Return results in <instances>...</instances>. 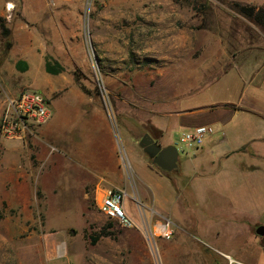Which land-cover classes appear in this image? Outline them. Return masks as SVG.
<instances>
[{"label": "rangeland", "instance_id": "obj_1", "mask_svg": "<svg viewBox=\"0 0 264 264\" xmlns=\"http://www.w3.org/2000/svg\"><path fill=\"white\" fill-rule=\"evenodd\" d=\"M48 1L49 13L41 0H10L9 19L28 21L40 39L20 59L25 71L8 59L0 35V64L8 59L0 116L7 92L37 91L52 112L23 138H0V264H159L157 228L167 223L175 239L201 238L223 251L245 244L250 222L242 219L264 209V162L239 149L264 126L238 115L219 145L228 158L207 142L202 158L179 153L170 174L138 143L148 134L173 145L188 131L182 113L235 102L241 81L263 76L264 27L235 5L259 10L264 0H57V14ZM47 62L63 71L47 73ZM249 161L261 173L241 172ZM110 189L126 193L134 228L99 212L96 194Z\"/></svg>", "mask_w": 264, "mask_h": 264}, {"label": "crops", "instance_id": "obj_2", "mask_svg": "<svg viewBox=\"0 0 264 264\" xmlns=\"http://www.w3.org/2000/svg\"><path fill=\"white\" fill-rule=\"evenodd\" d=\"M43 3V9L48 12V9H52V6L48 0H41ZM57 0L52 2L54 14L59 13V8L56 6ZM12 4L10 0H0V17L5 20V28L10 31V41L12 43L11 47L7 50L8 59H14L20 61V59H26V53H29L37 44H40V39L38 34L33 30V26L25 20L9 19L8 11L13 8H8ZM13 7V6H12ZM49 13V12H48ZM0 35L2 38V44H6L7 38L2 34V29L0 28ZM2 52H0V57ZM4 58L1 57L0 60ZM7 57L4 61L8 60ZM3 61V62H4ZM17 61V62H18ZM23 61V60H21ZM2 62V64H3ZM16 62V64H17ZM0 64V66L2 65ZM16 67V65H15ZM4 67L0 68L2 72ZM259 75V74H258ZM257 81L254 77L248 83L242 82L240 84V89L238 86V96L235 102H225L216 100L211 105L210 110L194 111V112H184L180 116L179 124L184 126L187 130H190L198 125L209 124L212 126H217L221 128L222 138L220 140H213V136L208 138L204 144L210 142L211 146L216 150L219 159L228 158L230 156V151H221L219 145L223 142L229 140L227 134L230 131V126L234 123L237 116L240 114L248 115V118L253 122L257 129L264 126V74ZM256 82V83H255ZM217 85H222L217 83ZM234 87H227V90L231 91ZM6 93V97H9ZM4 100H2V107L4 108ZM3 110H1L2 113ZM157 130H161L160 125L152 124ZM164 136L160 137L159 145L165 146L163 142ZM243 145L240 147L239 151L244 152V156L251 158V160L264 162V153L259 151L258 146L260 144L264 145V133L258 131L256 134H252L244 139ZM254 145V148H253ZM199 149L192 152L190 155L194 159L202 158L206 155L207 150ZM213 154V151L209 152ZM199 154V155H198ZM189 156V155H187ZM253 161L245 162L241 164L240 171L243 173H261V168L253 163ZM206 168H202L200 174L205 175ZM201 182H199L200 184ZM198 184V185H199ZM202 187V186H201ZM98 194H96L97 196ZM132 208L130 206H125L126 211H130ZM204 215V213H200ZM201 220L204 221H216L218 220L212 216H201ZM223 220V219H221ZM224 220L235 221L236 226H239V219H234L233 217H228ZM242 220H249L247 225V239L240 247H236L231 250H221L214 246L209 241L199 239L196 242H192L189 237L188 239L176 238L175 234L169 240L158 239L156 250L158 253L159 264H264V236H257L252 232V228L255 230L259 226H264V209H262L260 214L255 216L245 217ZM252 220V221H251ZM238 221V222H237ZM237 222V223H236ZM201 233V232H200ZM204 237L203 234H200ZM206 238V237H204ZM220 257V259H219ZM220 261V262H218Z\"/></svg>", "mask_w": 264, "mask_h": 264}, {"label": "built area", "instance_id": "obj_3", "mask_svg": "<svg viewBox=\"0 0 264 264\" xmlns=\"http://www.w3.org/2000/svg\"><path fill=\"white\" fill-rule=\"evenodd\" d=\"M51 115L52 112L46 98L37 91H23L16 96L6 97L0 116V138L3 140L21 139L33 128L46 123ZM214 133L212 125H198L182 132L173 146L179 153L188 155L190 152L201 149ZM125 197L124 191L110 189L101 196L97 195L95 203L99 212L109 220L116 222L122 228L132 229L135 223L126 213ZM157 230L166 240L173 235L170 223L159 225Z\"/></svg>", "mask_w": 264, "mask_h": 264}, {"label": "water", "instance_id": "obj_4", "mask_svg": "<svg viewBox=\"0 0 264 264\" xmlns=\"http://www.w3.org/2000/svg\"><path fill=\"white\" fill-rule=\"evenodd\" d=\"M138 145L151 160V165L161 173L170 174L177 170L179 152L175 146L161 147L148 134L143 135ZM255 234L261 237L264 236V226L257 227Z\"/></svg>", "mask_w": 264, "mask_h": 264}, {"label": "trees", "instance_id": "obj_5", "mask_svg": "<svg viewBox=\"0 0 264 264\" xmlns=\"http://www.w3.org/2000/svg\"><path fill=\"white\" fill-rule=\"evenodd\" d=\"M235 8L237 9V12L241 14L244 18L252 21L258 26L264 27V9L255 10L252 7H242V6H237V5H235ZM0 27L2 29V34L7 38L5 47L8 50L12 45L11 41L9 40L10 31L6 29L3 24H0ZM16 67L21 71H25L27 64L24 61L20 60L17 62ZM45 70L47 73H50V74H58L63 71V67H61L57 63L52 65L49 62H47L45 65ZM80 89L82 91H85L84 88L81 86H80ZM95 241H96V238H93L92 242H95Z\"/></svg>", "mask_w": 264, "mask_h": 264}, {"label": "flooded vegetation", "instance_id": "obj_6", "mask_svg": "<svg viewBox=\"0 0 264 264\" xmlns=\"http://www.w3.org/2000/svg\"><path fill=\"white\" fill-rule=\"evenodd\" d=\"M154 141L159 145L158 140H154Z\"/></svg>", "mask_w": 264, "mask_h": 264}, {"label": "bare ground", "instance_id": "obj_7", "mask_svg": "<svg viewBox=\"0 0 264 264\" xmlns=\"http://www.w3.org/2000/svg\"><path fill=\"white\" fill-rule=\"evenodd\" d=\"M8 8H9V6H8ZM10 9V8H9Z\"/></svg>", "mask_w": 264, "mask_h": 264}]
</instances>
